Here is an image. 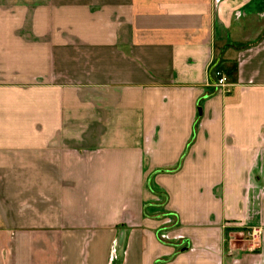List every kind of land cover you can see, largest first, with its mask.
<instances>
[{
  "label": "crops",
  "instance_id": "1",
  "mask_svg": "<svg viewBox=\"0 0 264 264\" xmlns=\"http://www.w3.org/2000/svg\"><path fill=\"white\" fill-rule=\"evenodd\" d=\"M0 264H264V0H0Z\"/></svg>",
  "mask_w": 264,
  "mask_h": 264
},
{
  "label": "built area",
  "instance_id": "2",
  "mask_svg": "<svg viewBox=\"0 0 264 264\" xmlns=\"http://www.w3.org/2000/svg\"><path fill=\"white\" fill-rule=\"evenodd\" d=\"M213 76H214L213 83L215 86L228 90L229 84H227L226 78L219 71H215ZM249 235L252 242H257L258 239L260 238V230L254 228L250 231Z\"/></svg>",
  "mask_w": 264,
  "mask_h": 264
}]
</instances>
